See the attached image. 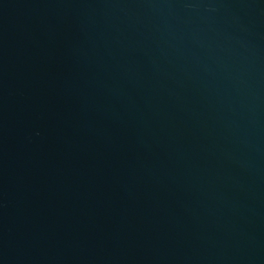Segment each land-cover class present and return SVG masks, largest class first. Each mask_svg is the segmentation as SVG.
Returning a JSON list of instances; mask_svg holds the SVG:
<instances>
[{
    "label": "water",
    "instance_id": "water-1",
    "mask_svg": "<svg viewBox=\"0 0 264 264\" xmlns=\"http://www.w3.org/2000/svg\"><path fill=\"white\" fill-rule=\"evenodd\" d=\"M0 264H264V0H0Z\"/></svg>",
    "mask_w": 264,
    "mask_h": 264
}]
</instances>
